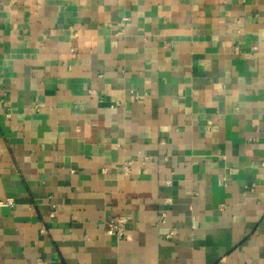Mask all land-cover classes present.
<instances>
[{
  "label": "crops",
  "instance_id": "0c3cea01",
  "mask_svg": "<svg viewBox=\"0 0 264 264\" xmlns=\"http://www.w3.org/2000/svg\"><path fill=\"white\" fill-rule=\"evenodd\" d=\"M0 264H264V0H0Z\"/></svg>",
  "mask_w": 264,
  "mask_h": 264
},
{
  "label": "built area",
  "instance_id": "2783aa9c",
  "mask_svg": "<svg viewBox=\"0 0 264 264\" xmlns=\"http://www.w3.org/2000/svg\"><path fill=\"white\" fill-rule=\"evenodd\" d=\"M121 168L122 170L127 171L129 163L124 164ZM5 204L11 206L12 203L8 201ZM126 224L127 218L125 216L113 217L106 222V234L117 240H122L126 237Z\"/></svg>",
  "mask_w": 264,
  "mask_h": 264
}]
</instances>
